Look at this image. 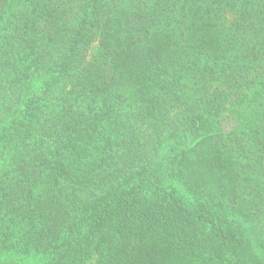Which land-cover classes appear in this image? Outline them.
Here are the masks:
<instances>
[{
    "label": "trees",
    "instance_id": "16d2710c",
    "mask_svg": "<svg viewBox=\"0 0 264 264\" xmlns=\"http://www.w3.org/2000/svg\"><path fill=\"white\" fill-rule=\"evenodd\" d=\"M264 264V0H0V264Z\"/></svg>",
    "mask_w": 264,
    "mask_h": 264
},
{
    "label": "rangeland",
    "instance_id": "374dc122",
    "mask_svg": "<svg viewBox=\"0 0 264 264\" xmlns=\"http://www.w3.org/2000/svg\"><path fill=\"white\" fill-rule=\"evenodd\" d=\"M23 264H26V259L24 260V262H22Z\"/></svg>",
    "mask_w": 264,
    "mask_h": 264
}]
</instances>
